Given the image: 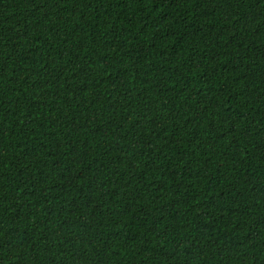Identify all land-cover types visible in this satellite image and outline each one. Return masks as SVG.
I'll return each instance as SVG.
<instances>
[{"label": "trees", "instance_id": "obj_1", "mask_svg": "<svg viewBox=\"0 0 264 264\" xmlns=\"http://www.w3.org/2000/svg\"><path fill=\"white\" fill-rule=\"evenodd\" d=\"M0 264H264V0H0Z\"/></svg>", "mask_w": 264, "mask_h": 264}]
</instances>
